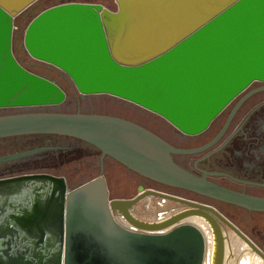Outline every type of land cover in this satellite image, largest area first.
<instances>
[{"label": "water", "instance_id": "1", "mask_svg": "<svg viewBox=\"0 0 264 264\" xmlns=\"http://www.w3.org/2000/svg\"><path fill=\"white\" fill-rule=\"evenodd\" d=\"M35 1L0 0V108L20 109L0 114V137L78 138L100 152V172L74 187L45 173L0 178V199L6 189L12 199L45 193L41 210L16 219L26 236L0 232V264H241L248 256L264 264V252L210 203L142 185L132 197H109L103 174L110 157L156 183L264 211V197L214 183L172 157L213 141L177 147L116 116L171 141L168 123L185 135L205 131L252 82H264V0H40L33 13L60 3L28 21ZM21 12L14 36L28 23L20 44L12 30ZM25 66L58 79L74 109L25 110L66 98Z\"/></svg>", "mask_w": 264, "mask_h": 264}, {"label": "flooded vegetation", "instance_id": "2", "mask_svg": "<svg viewBox=\"0 0 264 264\" xmlns=\"http://www.w3.org/2000/svg\"><path fill=\"white\" fill-rule=\"evenodd\" d=\"M234 108L235 110L232 117L228 121L226 127L223 129V126L229 114ZM116 116L129 119L142 125L143 127L159 135L168 143L177 147H198L210 141H213L211 145L198 152L191 154H174L172 157L175 162H177L181 167L190 171L191 173H194L196 175H202L203 173H205L207 179L221 186L227 187L232 190L264 197V82H252L241 94L235 97L214 118V120L210 123L205 131L196 135H187L189 136V139L187 143L182 145L173 143V141L167 139L165 136H162L158 132L130 117L121 115ZM176 133L177 135L182 134L177 130ZM18 137H32L39 139L30 144L14 145L10 148L24 149L15 150L13 152L0 155L11 156L13 154L21 153L18 156L0 160V178H7L25 174L45 173L53 176L64 177L67 186L71 187L69 185V175L66 173H55L49 169L42 168L22 170V167L34 162H39L45 158L54 157L58 159V157L62 156L64 152L66 153L69 151L73 154V152H71L73 150L79 153L77 162L80 161L79 163L83 167H85L88 166L87 158H90V156H92L89 153L90 150H97L94 146L78 138L53 133L12 135L0 137V139ZM69 148L72 149L69 150ZM82 149L88 150V154H81L80 152L82 151ZM84 155H86V158L81 157ZM178 156L181 157L180 161H178L177 159ZM64 157L65 156H63V158ZM99 172L100 166L99 171L96 175H98ZM142 178L147 179L145 177ZM152 182L160 188H172L156 183L154 181ZM5 192L8 195L9 189H6ZM136 193L137 191L132 195L126 196L125 198L132 197ZM190 193L207 200L219 201L204 197L193 192ZM44 194L45 193L43 191L41 192L36 190L32 192L29 189L23 190L21 194L19 193L18 195H15L14 197L16 198L13 199L11 195H5L6 197L2 196L5 197L6 200H9L7 202H4L3 205L0 202V223L3 222L4 224L0 226V232L5 233L6 236H8V233L12 232L20 233L26 236L27 228L24 226L21 227L18 223H16V219H22L27 216L34 215L36 214L35 212L41 210V207H43V205L45 204ZM24 197H27V200H25ZM5 199H0V201H5ZM39 199H41V201H37ZM241 209L247 212L264 213V211H252L244 208ZM12 217L13 221L9 219L11 223H4L5 221H8V218ZM229 220L234 223L231 219ZM234 224L264 252L263 247L254 237H252V235L244 231L238 224ZM257 232L260 233L259 230H257ZM29 242L30 241H27L25 244L21 242V244L31 245ZM230 260L232 261V259Z\"/></svg>", "mask_w": 264, "mask_h": 264}, {"label": "rangeland", "instance_id": "3", "mask_svg": "<svg viewBox=\"0 0 264 264\" xmlns=\"http://www.w3.org/2000/svg\"><path fill=\"white\" fill-rule=\"evenodd\" d=\"M37 1H40V0H36L35 2L32 3V5L35 4ZM63 2H65V1H63ZM113 2H115V1L113 0ZM57 3H60V2L48 4L44 7H42L41 9L37 10L36 12L38 13L42 9H44L48 6L57 4ZM32 5H30V6H32ZM25 11H23V12H25ZM23 12H21L17 16H15V18H14V25L15 26H18L20 16ZM27 22L25 23L23 28H25ZM15 30H14V34H15ZM22 32H23V30H22ZM13 41H14V37H13ZM13 53H14V51H13ZM26 68L31 70V71H34L36 73L43 74L46 77H49L50 79H52L55 83H57L64 90V92L66 94V98L62 103L57 104V105H50V106H44V107H32V108H27L25 110L71 111L74 109L75 104H74L73 100L71 99L66 88L63 86V84L58 79H56L55 77H53L51 75H47V74L35 71L33 69H30L28 67H26ZM78 97L80 100L85 99V95H80L79 93H78ZM17 110H20V109L0 108V114L14 112ZM168 126L170 129V133L172 136L173 143H175L177 145H182V144L187 143L189 136L183 135V134L177 135L175 128L172 125H170L169 123H168ZM38 139L39 138H32V137H29V138L18 137V138L0 139V155L7 154V153L13 152L15 150L24 149V148H10V147H12L14 145L30 144V143L35 142ZM70 149H72V148H69V150ZM71 152H73V154L70 153L69 151L66 153L64 152L62 156L58 157V159L51 157V158H45L39 162H34L32 164H29V165L22 167V170L41 169L42 168V169H49L55 173H66L69 175V185L70 186L77 185V184L89 179L90 177H93L94 175H96L98 173L99 166H100V160H99L100 152L99 151L90 150L89 153L92 156H90V158H87L88 159V166H85V167H83L79 163L80 161L77 162L79 153H77V151H75V150H73ZM80 153L81 154L86 153V155H87L88 150L82 149V151ZM86 155L81 156V157L86 158L85 157ZM63 156H65V157L63 158ZM177 159H178V161H180L181 157L178 156ZM103 168H104L103 174L106 178V183H107V187L109 189L110 197H126L129 195H132L137 191V186L142 185L143 187L163 189V190L168 191L170 193L189 197V198L196 199L199 201H205V202L213 205L216 209H218L221 213H223L225 216H227L229 219H231L234 223L238 224L244 231H246L250 235H252V237H254L264 249V213L247 212V211H245V210H243L237 206H233V205H230V204H227L224 202L211 201V200L204 199V198H202L200 196H196V195H194V194H192V193H190L184 189L160 188L159 186L155 185L152 181H149L147 179L142 178L140 175L132 172L131 170H128L126 167H124L123 165H121L120 163H118L117 161H115L114 159H112L110 157H104ZM140 210H141V207H138L135 212H138ZM257 230H259L260 233H258Z\"/></svg>", "mask_w": 264, "mask_h": 264}, {"label": "trees", "instance_id": "4", "mask_svg": "<svg viewBox=\"0 0 264 264\" xmlns=\"http://www.w3.org/2000/svg\"><path fill=\"white\" fill-rule=\"evenodd\" d=\"M32 5V4H31ZM34 12V10H32V8H31V6H29L28 8H27V10H26V12H25V14H31V13H33ZM35 14H37V12L36 13H33V15H31V17L28 19V21L35 15ZM28 23V22H27ZM23 30H24V28H23ZM22 34H23V32H22ZM22 34H21V32H18V34L17 35H15L14 36V38L16 37V39H19L20 41V44H21V40H22Z\"/></svg>", "mask_w": 264, "mask_h": 264}, {"label": "bare ground", "instance_id": "5", "mask_svg": "<svg viewBox=\"0 0 264 264\" xmlns=\"http://www.w3.org/2000/svg\"><path fill=\"white\" fill-rule=\"evenodd\" d=\"M169 204V203H167ZM145 214V213H144ZM233 236V235H232ZM231 243L234 246L235 249H238L237 246L235 244H237V240L235 239V237H231ZM249 256L247 258H243L241 260V264H250L249 260H248ZM254 264V263H253Z\"/></svg>", "mask_w": 264, "mask_h": 264}, {"label": "crops", "instance_id": "6", "mask_svg": "<svg viewBox=\"0 0 264 264\" xmlns=\"http://www.w3.org/2000/svg\"><path fill=\"white\" fill-rule=\"evenodd\" d=\"M74 186H76V185H74ZM74 186H71V187H74ZM236 250V256L238 257V256H240V254H241V252L238 250V249H235ZM231 264H233V261H231Z\"/></svg>", "mask_w": 264, "mask_h": 264}, {"label": "built area", "instance_id": "7", "mask_svg": "<svg viewBox=\"0 0 264 264\" xmlns=\"http://www.w3.org/2000/svg\"><path fill=\"white\" fill-rule=\"evenodd\" d=\"M17 28V26H15L14 24H13V30H12V41H13V37H14V30ZM36 60V59H35Z\"/></svg>", "mask_w": 264, "mask_h": 264}]
</instances>
